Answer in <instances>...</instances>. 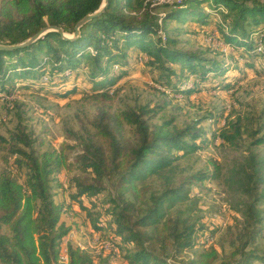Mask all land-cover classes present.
Segmentation results:
<instances>
[{"label":"trees","instance_id":"16d2710c","mask_svg":"<svg viewBox=\"0 0 264 264\" xmlns=\"http://www.w3.org/2000/svg\"><path fill=\"white\" fill-rule=\"evenodd\" d=\"M102 2L0 0V44L18 45L47 26L72 34L78 21ZM171 4L173 8L158 16L154 10L164 4L108 0L99 16L80 27L77 37L64 39L57 30L48 29L24 46L0 49V96L3 91L11 94L19 81L23 88L65 98L77 91L80 77L96 91V101L109 103L97 109L77 143L60 149L41 151L43 141H37L20 122L7 138L0 134L1 148L9 154L0 160V264L57 261L61 240L72 227L62 220L64 203L55 199L54 182L56 175L73 167L78 173L68 181L70 198L86 211L93 232H100L105 229L103 215L91 211L84 200L95 206L93 200L105 196L101 200L111 240L124 247L127 264H175L177 258L180 264H215L217 260L220 264H264V249L257 243L264 222L259 203H264V157L249 152L240 168L229 171L224 179L231 192L242 198L233 204L240 218L224 228L223 239L232 247L224 258L216 246L202 247L200 238L213 236L215 231L206 233L202 216L194 214L201 209V196L193 188L202 189L208 180L217 178L219 165L212 163V173L178 176L176 171V161L206 140L204 129L196 123L175 127L170 121L151 125L142 107L116 112L108 108L114 100L109 85L139 64L162 87L186 95L207 85L210 74L218 78L228 69L215 58L178 48L182 29L169 28L171 20L204 30L213 26L241 60H264V0H176ZM189 76L192 86L180 89ZM218 88L229 89L230 83L217 80L209 89ZM226 122L227 128L218 136L222 144L234 147L240 124L238 120ZM127 125L132 139L125 134ZM253 143L264 144V133ZM154 176L161 181L156 191L149 181ZM67 248L66 264L97 263L87 250L70 242ZM187 251L191 252L181 258Z\"/></svg>","mask_w":264,"mask_h":264},{"label":"rangeland","instance_id":"374dc122","mask_svg":"<svg viewBox=\"0 0 264 264\" xmlns=\"http://www.w3.org/2000/svg\"><path fill=\"white\" fill-rule=\"evenodd\" d=\"M155 4H164L154 13L163 16L165 11L174 7L171 3L176 0H151ZM169 28L181 27L178 32V48L193 51L206 57L215 58L228 69L220 76L210 78L207 85L198 91L186 95L182 92H174L162 87L154 80L153 74L142 64L136 70L129 71L126 76L109 85V94L114 97L110 111L116 112L127 108H145L148 112L144 116L149 124L160 125L171 122L172 126L184 127L187 124L196 123V126L204 129L205 141L194 152L182 156L177 164V175H187L197 171L212 173L216 163L220 167L218 177L211 178L202 189L193 188V193L201 196L198 210L194 214L201 215L206 233L214 230L213 236L200 238L202 247L206 248L211 241L217 247L221 256H229L232 247L224 237V228L229 223H234L240 218L239 212H235L233 204L242 199L237 193L231 192L224 179L229 171H235L244 163L249 152L257 153L264 157V144H254V140L264 133V60H247L239 58V55L218 37L213 26L205 30L193 23H179L171 20ZM263 47V46H261ZM176 69L179 66H175ZM115 69V67H114ZM192 76L185 80L180 89L191 87ZM47 80V77L43 78ZM223 80L230 83L229 89H209L211 83ZM25 83V82H24ZM29 82L26 81V84ZM77 91L65 98L53 97L51 93L36 88H23L19 81H15L13 92L0 96V134L8 137V131L13 130L18 122L24 125L26 131L32 133L37 141H43L40 150L50 147L60 149L65 144L77 143L84 128H90V120L97 109L107 101L98 102L93 98L96 91L82 78L76 81ZM62 86V85H61ZM240 124L241 133L237 137L236 146L222 144L218 132L224 127L226 121H236ZM126 136L133 138L132 129L126 126ZM215 135V136H214ZM200 140H197L199 142ZM0 144V160L2 156H9L7 150H3ZM71 156V155H70ZM71 159V158H70ZM78 173L73 167L56 175L54 182L55 199L63 202L62 220L71 225V243L82 246V249L91 253L96 264H127L123 255L124 247L115 246L111 240L112 233L104 213L105 203L101 199L92 203L84 200V205L91 207V211H100L101 220L105 221V229L92 230L86 211L70 198L68 181L70 177ZM152 189L158 190L161 181L155 176L150 178ZM65 184V185H64ZM261 207L264 209V203ZM188 204V202H187ZM200 221V222H201ZM224 221L225 226H221ZM208 236L210 238H208ZM110 243L109 247L104 246ZM258 248L264 249V222L263 230L257 241ZM191 251L182 254L185 258ZM180 264L179 258L176 259ZM215 264H220L217 260Z\"/></svg>","mask_w":264,"mask_h":264},{"label":"water","instance_id":"95a60500","mask_svg":"<svg viewBox=\"0 0 264 264\" xmlns=\"http://www.w3.org/2000/svg\"><path fill=\"white\" fill-rule=\"evenodd\" d=\"M107 5H108V0H103L101 6L95 12L86 15L80 21H78V23L74 27V32L72 34H67V33L63 32V30L60 27L47 26V27L41 29L39 32H37L35 35L30 37L27 41H25L23 43H20L18 45H1L0 44V49H13V48H16L18 46H24L28 42H31L32 40L36 39L39 35H41L45 31H47L48 29L57 30L62 35V37L64 39H71L73 37H77L79 34L80 27L82 25H84L87 21L91 20L92 18L99 16L104 11V9L107 7Z\"/></svg>","mask_w":264,"mask_h":264},{"label":"built area","instance_id":"2783aa9c","mask_svg":"<svg viewBox=\"0 0 264 264\" xmlns=\"http://www.w3.org/2000/svg\"><path fill=\"white\" fill-rule=\"evenodd\" d=\"M63 213H65V212H63ZM225 224L226 223L224 221H221V226H225ZM69 233L61 240L60 254L58 256L57 261L55 263H53V264H66L68 262V248H67V245H68L69 242L71 243V235ZM208 238H210V237L208 236ZM210 239H211V241L209 242V245H207V247L210 246V245H213L212 244V238H210ZM76 246L79 247L80 249H82V246H80V244L79 245L77 244ZM104 246L109 247L110 243L107 242V243L104 244Z\"/></svg>","mask_w":264,"mask_h":264}]
</instances>
